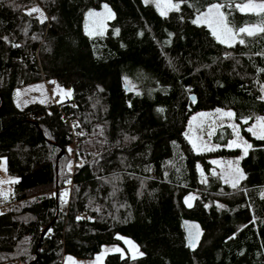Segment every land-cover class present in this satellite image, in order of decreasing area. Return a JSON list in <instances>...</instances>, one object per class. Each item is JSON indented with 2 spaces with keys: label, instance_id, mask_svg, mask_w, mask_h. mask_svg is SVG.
Wrapping results in <instances>:
<instances>
[{
  "label": "trees",
  "instance_id": "1",
  "mask_svg": "<svg viewBox=\"0 0 264 264\" xmlns=\"http://www.w3.org/2000/svg\"><path fill=\"white\" fill-rule=\"evenodd\" d=\"M245 1L186 0L162 15L144 0H0V159L17 181L0 197V264L90 258L121 244L117 235L143 255L111 253L104 264H264V140L247 131L264 114V34L230 47L192 23L218 3L234 29L264 26V14L235 7ZM103 3L115 16L90 37L85 12ZM34 7L43 23L28 14ZM48 80L71 96L15 104V89ZM216 108L236 113L253 146L235 188L210 161L242 156L227 147L230 127L216 128L212 151L196 152L185 136L192 113Z\"/></svg>",
  "mask_w": 264,
  "mask_h": 264
},
{
  "label": "rangeland",
  "instance_id": "2",
  "mask_svg": "<svg viewBox=\"0 0 264 264\" xmlns=\"http://www.w3.org/2000/svg\"><path fill=\"white\" fill-rule=\"evenodd\" d=\"M248 2H249V0L240 3V5L246 4ZM254 2L260 3V2H262V0H254ZM158 3H159V7L157 6V0H153V2H151V4L155 7V9L160 14H161V12H168L170 10V5H169L168 0H158ZM171 4H177V2L171 0ZM213 4H218V3H213ZM213 4L208 5L205 9L196 13L193 17V20L197 17V15L199 13L205 12L206 9ZM105 5H107V4L103 3L99 8H90L85 12L84 19H83V29H84V32L86 34L88 31L93 33V35L90 37L100 36L101 34H99V33H102V35H103L106 32V29L108 27V23L111 19L107 18L108 13L104 7ZM34 8H39V7H34ZM108 8L111 9L109 6H108ZM89 11L101 13V15L89 17L87 15L89 13ZM111 12L113 13L112 9H111ZM37 13H38V16L41 18V13L40 12H37ZM86 22H87V31H86V27H85ZM200 25H203V24H200ZM251 25H254V24H249V26H251ZM229 26H231V25L229 24ZM238 29H234V30H238ZM209 31L211 33L210 29H209ZM243 35H245V34H241L240 36H238L236 38L237 41H239V39H241V37ZM222 38H225V37H222ZM222 44L228 45L226 43H222ZM20 88L21 89L19 91L18 98L19 99L21 98L22 102L27 99V101H29V102L37 101V102H44L46 104L51 102V101H58L59 102V101H62L64 99L69 98L70 96L66 95V93L69 90L71 91V88H66V87L60 86L58 83H56L53 80L41 81V82L33 83V84H30V85H27L24 87H20ZM71 93H72V91H71ZM262 95H264V93H262ZM21 101L19 100V102H21ZM216 109H218V108H216ZM216 109L200 110V111H196L190 115L186 130H185V133L189 134V137H187L189 142H190L189 138H191L192 141H195L198 145H200V141L196 139L199 136V137H202L203 140L207 142L208 147L216 146L212 140V136L209 139L208 135L206 134L207 131L210 130L208 128V125L212 124V127H214L216 129L217 127H219L220 125H223V124H227L228 126L230 124H238L234 119L224 118L221 121L219 119H216L215 116L201 117L198 115L200 113H214ZM224 110H228V109H224ZM193 117H196V120H193L192 119ZM257 117H264V114L261 116H257ZM256 118L254 119L253 123L251 125H249L248 127H251L252 125L256 124ZM213 121H215V122L213 123ZM190 124H191V127H190ZM201 125H203V131H201ZM230 129L232 130L231 127H230ZM232 133H233V131H232ZM251 135H252V133H251ZM234 139H236V137L233 134L232 140H234ZM191 145H192V143H191ZM232 148L239 149L241 154H243L242 148H240V147H232ZM195 151L196 152H203V151H208V150L202 149V150L197 151L195 149ZM60 155H62V152ZM239 158H240V156H238V157H231V156L211 157L210 158L211 162L217 161V163H212L213 167H212L211 173L216 175V176H219L223 182L232 185V181L238 180V177H239V173H237L235 171V169L237 167V162H238V167L240 169H242L240 167V164H239ZM70 161L72 162L73 158H71ZM69 165H71V164H69ZM72 166H73V163H72ZM15 180H16V178L14 176L9 175L6 172L5 159L1 158L0 159V189H3V191L9 190L11 188V183H12L11 181H15ZM226 180L229 182H226ZM240 181L241 180H239L238 183ZM69 185H70V183L67 182L66 185L60 189L59 197H60L61 201H64V202L67 201L68 193H69V190H68ZM57 192H58V189H56V194H57ZM65 192H67L66 197L64 196ZM48 193H53V190L48 191ZM3 195L6 196L7 194L3 193ZM193 197H194V195L190 196V199H189L190 202L192 201ZM186 227H187V232L189 235V242L194 241V245H195L197 243L199 235H200V228L194 222L187 223ZM117 237L121 240V244L115 243V244L103 245L101 247V249L90 258H78V257H75V256L70 255V254H65L63 256L62 260L58 264H104L106 256L108 254H111V253H119L121 256H127L128 255L130 257H133V254L135 252L136 253L135 257L140 256L139 253L141 252V250H140L138 244L132 238L127 237V236H123V235H117ZM116 249H120L121 251H116ZM97 256H102L101 260L97 261V259H96ZM69 257H71L72 259L69 260Z\"/></svg>",
  "mask_w": 264,
  "mask_h": 264
},
{
  "label": "snow or ice",
  "instance_id": "3",
  "mask_svg": "<svg viewBox=\"0 0 264 264\" xmlns=\"http://www.w3.org/2000/svg\"><path fill=\"white\" fill-rule=\"evenodd\" d=\"M150 2H153V0H144L145 4H148ZM169 5H170V10H175L179 11L180 9V3H185L186 0H180V3L177 4H171V0H168ZM157 6L159 7V3L157 0ZM232 4H229L228 7H232ZM105 9L107 10L108 19H113L115 14L111 12V9L108 8L107 5L104 6ZM225 7L223 4H213L209 6L205 12L199 13L197 17L192 21L194 24H203L207 26L210 30L212 35L221 43H226L228 46H233L237 42V37L240 36L241 34H245L246 36L253 37L256 36L258 33L264 34V26L261 25H245L240 27L238 30H234L233 27L229 26L228 20H227V15L225 12L222 11V9ZM235 7L241 11V12H253L256 15L260 16L261 14H264V0L260 3H255L254 0H249L248 3L240 5L236 4ZM198 11V10H197ZM33 12H40L41 13V23H43L44 19L46 17L43 16V13L39 8H33L29 11V15H31ZM162 15H167V12H161ZM89 17L92 16H100L101 13H96L93 11H89L87 14ZM262 23H264V16L261 17ZM86 31H87V22H86ZM117 34L119 33V29L116 30ZM87 34L89 36H92L93 33L88 31ZM102 35V33H99ZM225 37V38H222ZM240 44H244L245 40L243 38L239 39L238 41ZM18 46V45H17ZM257 55H262L264 56V53H257ZM260 72H264V68L259 69ZM261 92L264 93V85H261L260 88ZM71 91L69 90L66 95L71 96ZM193 102L195 101V97L192 98ZM259 99L264 100V95H261ZM159 111L163 112V109H159ZM201 117H212L215 116L216 119L223 120L224 118L228 119H234L236 117V113L229 110H224V109H216L214 113H200L198 114ZM193 120H196V117L192 118ZM252 119V117H244L242 118L243 123L247 124L248 121ZM215 121H213L214 123ZM223 126V125H221ZM191 127V124H190ZM229 127L232 128L233 134L235 135L236 139L230 141L227 145L228 148L232 147H240L242 148V156L239 159H244L249 153V150L252 149V145L245 141L241 136L239 132V125L238 124H230ZM208 128L210 129L207 131V135L209 139L211 136L215 133L216 129L212 127V124L208 125ZM259 129V130H258ZM201 131H203V125H201ZM247 131L252 133L253 136H255L257 139L264 140V117H257L256 118V124L252 125L251 127L247 128ZM186 137H189L188 133H185ZM190 142L192 143V147L196 149L197 151L199 150H208L212 151L215 150L217 146L213 147H208V144L206 141L203 140L202 137H197L196 139L200 141V145H198L195 141H192L191 138ZM69 151H71L69 149ZM212 163H217V161H212ZM71 165H69V168ZM237 173H239L238 180L232 181V187L235 188L237 187L238 181L242 179H246V176L243 173V170L238 167V162H237V167L235 169ZM11 182H17V181H11ZM70 182V181H69ZM226 182H229L226 180ZM264 195V194H262ZM64 196H67V192L64 193ZM189 207H191V204H189ZM2 214V213H0ZM77 219H81L78 217ZM190 246H194V241H190ZM116 251H121L120 249H116ZM138 251V250H137ZM139 255H143L142 252L139 253ZM136 253L134 252L133 254V259H135ZM102 256H97V261L101 260ZM72 258L69 257V260Z\"/></svg>",
  "mask_w": 264,
  "mask_h": 264
},
{
  "label": "crops",
  "instance_id": "4",
  "mask_svg": "<svg viewBox=\"0 0 264 264\" xmlns=\"http://www.w3.org/2000/svg\"><path fill=\"white\" fill-rule=\"evenodd\" d=\"M20 89L21 88H17V89H15V91H14V102H15V104L18 106V107H23V106H25L26 104H28V103H32V102H29V101H27V99L26 100H24L23 102L21 101V98L19 99L18 98V96H19V91H20ZM19 100L21 101V102H19ZM35 102H37V101H35ZM41 103H44V102H41ZM195 150V149H194ZM13 183V182H12ZM11 183V184H12ZM10 190H11V188L9 189V190H6V191H3V189H0V197L1 196H4L3 195V193H5V194H9V192H10ZM5 206H3V208H4ZM3 210V209H2ZM1 211V210H0Z\"/></svg>",
  "mask_w": 264,
  "mask_h": 264
},
{
  "label": "built area",
  "instance_id": "5",
  "mask_svg": "<svg viewBox=\"0 0 264 264\" xmlns=\"http://www.w3.org/2000/svg\"><path fill=\"white\" fill-rule=\"evenodd\" d=\"M71 187H72V184L70 183V185H69V189H68L69 191H70ZM68 197H69V193H68ZM67 201H68V199H67ZM67 201H66V202H67ZM2 209H3V205L0 206V210H2ZM51 234H52V229H51V228H48L47 231H46V235H45V236H46V237H50ZM16 263L18 264L19 261H17Z\"/></svg>",
  "mask_w": 264,
  "mask_h": 264
},
{
  "label": "water",
  "instance_id": "6",
  "mask_svg": "<svg viewBox=\"0 0 264 264\" xmlns=\"http://www.w3.org/2000/svg\"><path fill=\"white\" fill-rule=\"evenodd\" d=\"M57 195V194H56Z\"/></svg>",
  "mask_w": 264,
  "mask_h": 264
}]
</instances>
